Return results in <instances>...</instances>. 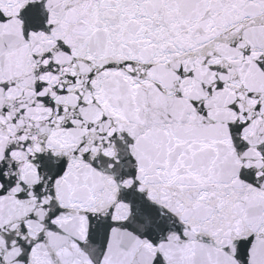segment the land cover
Listing matches in <instances>:
<instances>
[{"label": "snow or ice", "instance_id": "6c2138e0", "mask_svg": "<svg viewBox=\"0 0 264 264\" xmlns=\"http://www.w3.org/2000/svg\"><path fill=\"white\" fill-rule=\"evenodd\" d=\"M0 264H264V0H0Z\"/></svg>", "mask_w": 264, "mask_h": 264}]
</instances>
